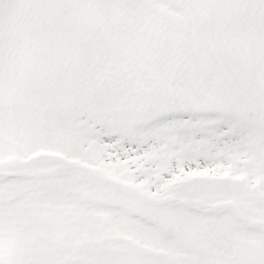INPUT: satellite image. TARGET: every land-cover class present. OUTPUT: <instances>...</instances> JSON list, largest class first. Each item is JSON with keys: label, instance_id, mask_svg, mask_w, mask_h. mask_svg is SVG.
Segmentation results:
<instances>
[{"label": "snow or ice", "instance_id": "snow-or-ice-1", "mask_svg": "<svg viewBox=\"0 0 264 264\" xmlns=\"http://www.w3.org/2000/svg\"><path fill=\"white\" fill-rule=\"evenodd\" d=\"M0 264H264V0H0Z\"/></svg>", "mask_w": 264, "mask_h": 264}]
</instances>
